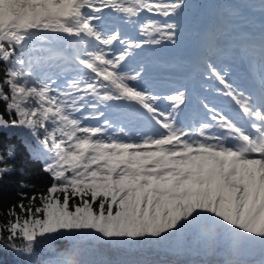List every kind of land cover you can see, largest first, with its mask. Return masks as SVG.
Returning a JSON list of instances; mask_svg holds the SVG:
<instances>
[{
    "label": "snow or ice",
    "instance_id": "snow-or-ice-1",
    "mask_svg": "<svg viewBox=\"0 0 264 264\" xmlns=\"http://www.w3.org/2000/svg\"><path fill=\"white\" fill-rule=\"evenodd\" d=\"M187 0H0V180L33 145L43 189L25 181L0 207V251L17 264H88L85 242L220 246L228 264H264V0L260 32L239 45L256 83L204 58L203 89L141 87L127 70L146 46L178 44ZM228 15H241L228 7ZM241 18H243L241 16ZM223 30L206 35L211 52ZM167 101L166 107L161 103ZM67 240L58 252L54 243ZM47 251V257L43 253Z\"/></svg>",
    "mask_w": 264,
    "mask_h": 264
},
{
    "label": "trees",
    "instance_id": "trees-1",
    "mask_svg": "<svg viewBox=\"0 0 264 264\" xmlns=\"http://www.w3.org/2000/svg\"><path fill=\"white\" fill-rule=\"evenodd\" d=\"M189 7L184 10L180 21L183 31L178 44L164 42L156 48L146 46L136 58L130 61L131 69L141 64L151 69V74L165 73L168 82L180 86L188 79L190 83L205 80L204 58H232L236 56V45L241 43L242 35L250 29H260L261 0H187ZM228 7L241 15H228L223 9ZM241 16L243 18H241ZM223 30L216 47L211 52L205 50L207 33L213 27ZM207 80V79H206ZM16 145V171L0 180V207L19 200V192H31L33 188H21L20 182L34 185L35 189H43L50 183V178L42 171V161L35 158L33 145L22 137L10 141ZM53 247L58 252H66L70 248L67 240L56 241ZM81 248L86 249L78 260L88 264H228V261L248 260L252 257L233 256L220 246L205 248L203 244H195L194 237L189 236L182 247L160 244L150 246L111 245L107 242H85ZM43 257H47L45 251ZM0 264H17L11 252L0 251Z\"/></svg>",
    "mask_w": 264,
    "mask_h": 264
},
{
    "label": "rangeland",
    "instance_id": "rangeland-1",
    "mask_svg": "<svg viewBox=\"0 0 264 264\" xmlns=\"http://www.w3.org/2000/svg\"><path fill=\"white\" fill-rule=\"evenodd\" d=\"M192 1H189L191 3ZM248 32L254 33L257 37L259 36L260 29H250ZM244 43L242 41L241 43L235 44L236 45V51L233 52L236 56H232V58H225V57H216L215 59L209 58L212 63H214L218 68L220 69H227L229 73V78L233 81H235L237 84H239L241 87L246 89H253L255 88V81L252 76V69L249 67V61L250 59H254L257 70L259 67V57L258 55L255 56H246L242 55L239 49V45ZM159 45H152L151 48H156ZM142 65V64H141ZM131 65L129 63L127 70H132ZM139 67V66H138ZM150 69H145L144 72V80L140 82L141 87L149 88L151 91H153L155 94L164 96L169 95L173 92V90L177 87H182V90L184 88L187 89L189 94L190 101L194 100V94L200 95V96H207L209 100L218 102L221 99H226L222 97H218V94L215 92L206 91L201 87V85L205 84H211L214 87H219L218 83L212 79V80H202L199 81V83H190L188 79L183 80L185 84L176 86L175 84L171 85L172 83L168 82L166 79L168 77L165 76V73H159V76L156 75V73L151 74V69H153L152 65L149 66ZM168 105L167 101H163L161 103V107H166Z\"/></svg>",
    "mask_w": 264,
    "mask_h": 264
}]
</instances>
